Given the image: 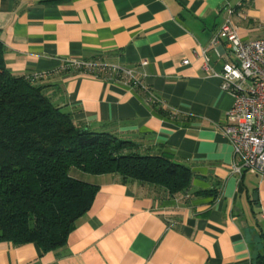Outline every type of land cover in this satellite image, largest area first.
I'll return each instance as SVG.
<instances>
[{"label":"crops","instance_id":"0c3cea01","mask_svg":"<svg viewBox=\"0 0 264 264\" xmlns=\"http://www.w3.org/2000/svg\"><path fill=\"white\" fill-rule=\"evenodd\" d=\"M228 8L241 40L264 39V0H0L12 73H40L37 83L77 123L166 153L194 174L185 194L170 196L72 169L98 191L65 245L42 251L0 240V264H254L264 248V177L231 170L239 158L221 128L233 98L215 73L235 58L226 40L209 44ZM70 61L135 68L158 101Z\"/></svg>","mask_w":264,"mask_h":264},{"label":"trees","instance_id":"16d2710c","mask_svg":"<svg viewBox=\"0 0 264 264\" xmlns=\"http://www.w3.org/2000/svg\"><path fill=\"white\" fill-rule=\"evenodd\" d=\"M4 52L0 41V240L33 242L42 251L63 247L98 191L73 177L72 169L114 173L123 184L146 182L170 196L189 190L194 174L187 167L166 153H142L131 140L77 123L37 83L36 73H12ZM80 71L120 79L109 70ZM154 107L165 114L159 103ZM254 264H264V248Z\"/></svg>","mask_w":264,"mask_h":264},{"label":"built area","instance_id":"2783aa9c","mask_svg":"<svg viewBox=\"0 0 264 264\" xmlns=\"http://www.w3.org/2000/svg\"><path fill=\"white\" fill-rule=\"evenodd\" d=\"M231 14L232 9L228 8L224 21L209 42L211 46H216L226 40L235 58L233 63H225L222 70L215 73L220 79L221 89L233 98L221 131L232 145L234 155L239 158V163L233 164L232 172L240 176L246 170L264 177V39L241 40L232 24ZM199 56L203 61L202 67L208 70L210 59L207 48H201ZM183 63L187 64L188 60ZM145 64V61L141 62V65ZM69 65L88 71L119 73V78L127 84L143 90L150 102L158 101L140 82L135 68L80 61H70ZM41 76L40 73L35 74L36 78Z\"/></svg>","mask_w":264,"mask_h":264}]
</instances>
